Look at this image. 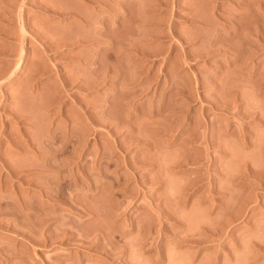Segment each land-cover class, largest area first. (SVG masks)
Returning <instances> with one entry per match:
<instances>
[{"label": "rangeland", "instance_id": "obj_1", "mask_svg": "<svg viewBox=\"0 0 264 264\" xmlns=\"http://www.w3.org/2000/svg\"><path fill=\"white\" fill-rule=\"evenodd\" d=\"M0 19V264H264V0Z\"/></svg>", "mask_w": 264, "mask_h": 264}, {"label": "bare ground", "instance_id": "obj_2", "mask_svg": "<svg viewBox=\"0 0 264 264\" xmlns=\"http://www.w3.org/2000/svg\"><path fill=\"white\" fill-rule=\"evenodd\" d=\"M42 7H43V8H42ZM42 7H41V9L46 10L47 12H49V11L52 10V9H49V7H48V9H47V8L44 9L45 6H42ZM18 18H19V20H18V21H19V26H18V28H19V43H20V45H21V51H20V53L18 54L17 58H18V60H21L22 57H23V54H24V47H25V46H24V45H25L24 42H25V40H26V31H25V27H26L25 24H26V23H25L23 17L21 16V14H19V17H18ZM0 20H2V19H0ZM8 21H11V20H8ZM12 21H13V20H12ZM14 21H15V20H14ZM9 24H10V22H9ZM17 24H18V23H17ZM9 31H11V30H9ZM13 32H14V31H13ZM13 32H11L12 34H11L9 37L14 39L15 36H12V35H15V34H13ZM38 32H39V33H38ZM38 32H37L36 37L39 38V39L41 38V40H42V38H44V37H43L44 34H42L40 31H38ZM35 34H36V33H35ZM9 40H10V39H9ZM18 63H19V62H18ZM19 64H20V63H19ZM19 64H18V65H19ZM22 236L24 237V235H22ZM50 236H51V237H54L53 233H52V235L50 234ZM27 237H28V236H27ZM27 237H26V238H27ZM51 237H50V239H52ZM28 238H29V237H28ZM28 238H27V239H28ZM44 238H45V237H44ZM44 238H43V241L46 240V239H47V241H48V240L51 241L50 239H48V236H46V239H44ZM93 238H94V237H93ZM96 238H97V237H96ZM96 238H94L95 241H96ZM29 239H31V238H29ZM97 240H98V239H97ZM30 241H31L30 243H33V240H32V239H31ZM89 241L92 243L94 240L92 239V241H91V240H89ZM98 241H99V240H98ZM90 242H89V243H90ZM89 243H88V244H89ZM96 243L99 244V242H96ZM96 243H95V244H96ZM88 244H87V246H91V244H89V245H88ZM92 244H94V242H93ZM97 244H96V245H97ZM92 246H93V245H92ZM93 247H94V246H93Z\"/></svg>", "mask_w": 264, "mask_h": 264}]
</instances>
